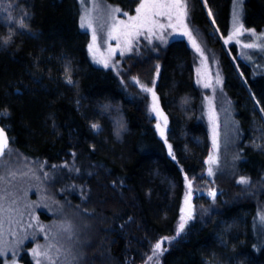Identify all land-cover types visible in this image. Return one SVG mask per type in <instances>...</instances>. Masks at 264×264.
<instances>
[{"label":"trees","instance_id":"trees-1","mask_svg":"<svg viewBox=\"0 0 264 264\" xmlns=\"http://www.w3.org/2000/svg\"><path fill=\"white\" fill-rule=\"evenodd\" d=\"M107 1L125 12L139 3ZM206 1L227 40L234 0ZM244 13L248 27H264V0H246ZM186 23L203 57L180 27H165L136 37L138 51L129 59L140 81L151 85L157 78L166 118L161 129L147 95L92 61L78 0H0V117L12 140L7 152L78 166L84 208L100 238L96 252L104 255L94 264H142L156 241L175 234L187 179L218 155L207 118L212 63L239 125V173L259 188L241 201L225 200L220 212L164 254L162 264H264V68L242 60L228 41L243 82L202 0H187ZM21 262L36 264L28 254Z\"/></svg>","mask_w":264,"mask_h":264},{"label":"rangeland","instance_id":"rangeland-1","mask_svg":"<svg viewBox=\"0 0 264 264\" xmlns=\"http://www.w3.org/2000/svg\"><path fill=\"white\" fill-rule=\"evenodd\" d=\"M202 2L209 14L210 9L207 1L202 0ZM78 3L80 21L81 17L89 12L93 28L96 31V42L92 50H89L92 61L102 68L114 70L122 80L124 79L129 85L136 86L140 90L141 85L153 88L158 98L159 107V97L155 89L157 78H152L150 85L140 81L139 76H133L132 64H130L129 59L133 58V53L138 51L136 37L131 38L129 45L128 38L121 36L119 47H117L118 41L116 39L108 38V33L113 31V23L117 25V31H113V35H117L119 31L123 30V26L119 25L120 20L126 19L122 15L125 12L122 7L115 6L107 0H78ZM245 3L246 0H234L228 37L232 36L230 42L236 46L242 60L253 59L257 67L264 68V27L258 30L246 25ZM115 8L121 9L122 13L116 14L115 21H113L109 10ZM234 11H239L240 23L245 30L243 34L233 35ZM127 13L135 15L132 9H129ZM209 17L225 44L235 68H238L237 72L242 75L240 76L246 83L243 72L218 29L212 13ZM82 29L89 33V45L93 44L92 29ZM247 30H254V35ZM247 43H256L261 47H243ZM113 49L115 51H112ZM255 53H261L262 57L257 58L259 54L254 55ZM126 61L129 63L127 64ZM104 62H107L109 66L105 67ZM211 65V73L213 71L212 75L215 78V88L210 93V112L207 118L217 132L214 131L213 133L218 145L216 162H208L205 171L187 179V189L182 208L187 209L188 207L185 205V197L188 195L192 218L187 220L183 232L179 236L175 232L173 236L165 237L168 238L167 240L162 238L156 241L142 264H162L164 254L193 226L208 221L215 213L220 212L225 200H228V203L241 201L249 191L259 188L258 184L249 183L247 178L239 173L241 157L239 125L233 113L231 102L225 93L223 79L219 76L218 64L212 63ZM155 67H159V65L156 64ZM154 74L157 76L158 72L156 71ZM146 76L148 75L146 74ZM134 81H139V83H134ZM144 94L149 97L151 107V94ZM151 114L156 119L159 128L166 127L164 113L161 115ZM215 150L217 152V149ZM209 167L213 171L211 176L208 175ZM78 174V166L73 162L49 165L45 161L24 156L16 150L6 153L0 161V264H23L21 261L24 254H28L36 264H94L97 259H100L99 257L103 254L96 252L100 238L95 227L96 223L89 220L84 208L86 186L77 179ZM241 178L246 179L248 183H240ZM211 192H215L214 198L209 194ZM262 204L260 218L264 222V202ZM161 240H164L163 250L160 254L153 255L154 246ZM108 257L110 256L108 255ZM108 259L110 260V258ZM101 260L104 261V255L101 256Z\"/></svg>","mask_w":264,"mask_h":264},{"label":"snow or ice","instance_id":"snow-or-ice-1","mask_svg":"<svg viewBox=\"0 0 264 264\" xmlns=\"http://www.w3.org/2000/svg\"><path fill=\"white\" fill-rule=\"evenodd\" d=\"M109 12L112 15L113 21H115L116 14H121L122 10L119 8H115V9H110ZM122 15L126 17V19L119 21V25L123 26V30L119 31L117 35H113V31H117V25L113 23L112 25L113 31H110L108 33V38L116 39L118 41L117 47H119V40L121 36L128 38L127 42L130 45L131 38L139 37L141 35H144L145 33L153 34L154 30L157 28L163 30L165 27H168V28H172L175 30L177 29V27H180L182 29V31L180 32V35L186 36L191 43V47L194 48L196 52L199 53L202 57L204 56L203 50L201 49L200 45L197 43V40L193 36L192 31L188 29V26L186 23L187 0H139V3L137 7L135 8V15H129L127 12H123ZM209 15H211L210 10H209ZM158 17L166 18L168 23L167 24L159 23L157 19ZM174 18L177 22L176 24L172 23V20ZM20 26L24 27L23 24H21ZM80 27L92 29L93 44L89 45V50L91 51L93 48V45L96 42L97 37H96L95 28H93V25H92V19H91V15L89 12H86L85 15L81 17ZM233 27H234L233 35L243 34V31H245L243 29V25L240 23L239 11H234ZM247 31L250 34L254 35V30H247ZM147 38L148 36L145 35V39ZM157 38L163 41L162 35L158 36ZM231 39H232V36H229L228 40H226L225 42L227 43ZM243 47L257 48L261 46L256 43H247V44H244ZM112 51H115V49H113ZM97 62L99 63L100 61H97ZM104 66L108 67L109 65L107 62H104ZM68 83H72L70 76L68 78ZM134 83L138 84L139 81H134ZM140 87L144 93H150L152 96V104L150 107V112L155 113L156 115H161L158 109V104H157L158 98L156 97L155 92L153 91V88H149L144 85H141ZM204 87H209V85L206 83ZM261 111H264V109H262ZM157 127H159V125H157ZM92 128L98 130L99 126L97 124H93ZM161 135H163V132H161ZM6 147H7V138L4 136L3 131L0 130V156H3L5 154ZM170 148L171 146H169V149ZM213 148L214 150L218 148V145L216 143L215 134L213 136ZM215 162H216L215 157L209 156V163H215ZM208 175L210 176L213 175V171L211 167H209L208 169ZM240 183H248V181L244 178H241ZM209 194L213 196V198L215 197V192H211ZM185 205H187L188 207L187 209L185 208L181 209L180 221L177 225V231H176L177 236H179L180 233L183 232L185 225L187 223V220L192 218V209L189 204L188 195H186L185 197ZM167 239L168 238H164V240H167ZM164 240H161L154 246L153 255H158L163 250L162 245L164 243ZM149 259H151V257H149Z\"/></svg>","mask_w":264,"mask_h":264},{"label":"water","instance_id":"water-1","mask_svg":"<svg viewBox=\"0 0 264 264\" xmlns=\"http://www.w3.org/2000/svg\"><path fill=\"white\" fill-rule=\"evenodd\" d=\"M158 109H159L160 113H162V111H161V109H160L159 107H158ZM0 130L3 131L4 136L7 138V147H6V149H5V154H4L3 156H0V160H1V159L6 155L8 149H9V147L11 146V143H12V140H11V137H10V134H9L8 130L5 129V127H4L3 124H2V119H1V117H0ZM163 135H164V134H163ZM163 135H162V136H163Z\"/></svg>","mask_w":264,"mask_h":264},{"label":"bare ground","instance_id":"bare-ground-1","mask_svg":"<svg viewBox=\"0 0 264 264\" xmlns=\"http://www.w3.org/2000/svg\"><path fill=\"white\" fill-rule=\"evenodd\" d=\"M237 67V66H236ZM238 69V68H237ZM241 75V74H240ZM242 76V75H241ZM245 82V81H244ZM247 84V83H246ZM250 92V91H249ZM253 97V96H252ZM254 100V99H253Z\"/></svg>","mask_w":264,"mask_h":264}]
</instances>
